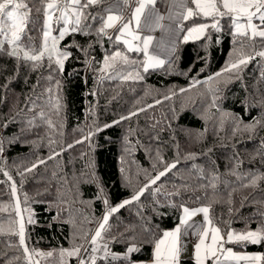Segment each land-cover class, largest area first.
Masks as SVG:
<instances>
[{"label":"trees","instance_id":"1","mask_svg":"<svg viewBox=\"0 0 264 264\" xmlns=\"http://www.w3.org/2000/svg\"><path fill=\"white\" fill-rule=\"evenodd\" d=\"M168 4L169 0H156L155 7L165 12ZM202 22L212 23L195 21ZM98 26L93 23V28ZM192 26V18L183 22L174 55L148 72L143 71L142 52H130L106 37L97 43L94 32L60 42L72 53L63 72L54 64L49 68L47 61L33 69L0 54V204L11 206L19 197L21 207L31 210L36 222L26 226L30 249L47 252L69 249L74 243L86 248L89 243L81 237L91 239L110 207L131 199L172 163L176 167L139 201L109 217L100 243H107L110 252L126 253L135 244L140 251L130 260L151 261L153 246L143 229L157 234L173 229L182 215L181 205H211L210 218L222 233L229 228L243 233L264 224V179H258L264 177V57L256 55L264 51V43L260 38L234 40L228 18L220 20L221 31L209 27L200 38L185 42L184 34ZM28 29L40 46L41 34L31 23ZM53 32L57 34L55 26ZM117 50L135 63L116 62L102 70L104 57ZM247 56L252 59L239 69L225 71ZM129 72L143 78L123 79ZM246 125H255V131L246 130ZM0 218L7 219V214ZM228 245L264 255V243ZM0 253V264H26L16 236L0 235ZM36 258L40 264H54L56 259ZM96 258V264H130ZM68 264H77V259L68 258ZM181 264L193 261L188 257Z\"/></svg>","mask_w":264,"mask_h":264},{"label":"snow or ice","instance_id":"2","mask_svg":"<svg viewBox=\"0 0 264 264\" xmlns=\"http://www.w3.org/2000/svg\"><path fill=\"white\" fill-rule=\"evenodd\" d=\"M131 2L136 6L128 16H125L124 11L130 5V0H111V2L110 0H0V54L11 57L18 63H27L33 69L44 66L45 61H47L49 68L54 64L58 72H63L65 61L72 56V53L62 50L59 47L60 42L70 35L80 34L87 37L94 32L97 43H99L100 38L106 37L114 44L126 45L130 52H143L145 55L144 72H148L150 68L162 67L164 61L149 54V48L155 38L152 35L141 36L138 30L155 31L160 28L164 32L170 31L168 26L161 23L165 20V16L159 14L155 9L156 0H131ZM189 2L193 5L192 7L188 6ZM171 4L173 9L179 7L182 11L179 13L170 11L167 19L172 20L173 15H176L180 20L190 18L194 20V26L187 29V35L184 37L185 42L190 38H200L209 27L217 32L221 31L220 20L228 18L235 29L231 33L234 40L243 38L240 39V42L243 43L244 40L251 41L260 38L261 42L264 43V0H171ZM92 9L96 11H91ZM146 9L147 13H145ZM33 11L36 13L35 18H33ZM41 16L43 17L42 20L40 19ZM201 19L211 20L212 23L210 25L207 22L195 23ZM94 22L98 23L99 26L93 28ZM30 23L33 25V29L41 34V44L38 47L34 43L35 37L30 35L28 29ZM37 24H39V28L36 27ZM54 26L57 31L56 35H53ZM110 30H114L115 34H110ZM135 41L140 43H134ZM156 46L163 47L164 41H158ZM75 47L79 48L80 46L75 45ZM256 55L264 57V51H259ZM251 59V56L241 58L227 67L225 71L239 69L241 65L246 64ZM116 62L125 65L135 63L130 61L126 54L117 50L104 57L102 70L113 67ZM2 71L3 68H0V72ZM142 78L139 72L135 76L130 72L123 76V79ZM48 79H52L51 75ZM55 83L59 89L60 82L56 81ZM47 91L51 93L52 89L49 88ZM59 99L58 97L55 105L57 111L62 107ZM216 99V97L212 98V106L216 105ZM40 115L43 117L44 113L41 112ZM48 123L51 124V120ZM109 126L106 125V127ZM245 128L248 131H255V125H246ZM82 142L77 141V143ZM2 151L3 146L2 141H0V152ZM161 162H163L162 159ZM35 166L33 165V167ZM175 167L176 163L167 165L164 171H160L150 180L149 184L140 189L131 199H126L118 206L108 209L91 239L88 240L87 236L81 237L92 246L91 253H97L103 249L105 259L111 256L112 260H128L130 264H137V262L131 261L130 257L131 254L140 251L138 246L135 244L128 246L125 255L121 257L116 253L109 252L107 243H100L104 239L102 234L107 230L106 226L112 213L134 201H139L151 185L156 184L161 177ZM31 170L28 169V171ZM0 171L3 170L0 169ZM3 174L7 176L9 181H12V177L7 172ZM258 179H264V177ZM256 182V179H253L252 185H256ZM10 187L12 193L15 194L17 189L14 181ZM185 187L187 188V186ZM211 187L215 188V183H212ZM99 191L102 193L103 189L101 188ZM156 191H159V188ZM179 194L177 192L174 195L178 196ZM27 199L25 195V204H27ZM103 203L107 205L108 200L103 199ZM9 207L12 208L11 212H9ZM180 207L182 216L173 229L160 231L159 234L148 228L143 229L145 240L153 246L150 264H181V258L188 251L187 243L182 238L188 235L189 229L194 230L197 238L192 255L189 257L193 264H208L209 261L212 264H229V262L232 264H242V262L244 264H258V262L264 261V255L241 254L234 252L232 248L225 247L226 244L244 246L247 243H264V224L256 230L243 233H236L230 228L226 233H222L221 228L214 225L210 218L211 205L194 209L183 205ZM0 214H7V219L0 218V235L17 237L18 246L23 251L26 264H40V260L34 259V257L45 259L56 257L54 264H68V258L72 257L77 259V264H96L95 255H89L87 258L81 257L82 248L85 252H89L84 244L74 243L73 247L69 249L60 248L47 252L35 248L30 249L27 243L26 226L32 225L36 221L28 207H21L19 197H16L11 206L0 204ZM198 214H203L204 223L200 225L190 223L192 218ZM261 215L264 216V213ZM5 224L8 225L7 228H5ZM9 246L14 247L16 245L10 244ZM0 255L4 254L0 253Z\"/></svg>","mask_w":264,"mask_h":264},{"label":"crops","instance_id":"3","mask_svg":"<svg viewBox=\"0 0 264 264\" xmlns=\"http://www.w3.org/2000/svg\"><path fill=\"white\" fill-rule=\"evenodd\" d=\"M154 7H155V5H154ZM155 9L159 12V14L165 16V20H163L161 23L164 24L165 26H168L170 28V31L164 32L162 29L157 28L155 31H148L147 29H144V30H138V32H139V35H141V36L152 35L155 38L153 40V42H152V46L149 48V54L157 56L159 59L163 60L164 64H165L174 55L176 47H177L181 37L183 36L184 29L182 28V24H183V22L185 20L178 19L176 17V15H173V19L172 20L167 19L170 11L173 12V13H179L180 11H182L179 7L173 9L172 4H171V0H169V4H168L167 9H166L165 12H161L156 7H155ZM145 13H147V9L145 10ZM124 15L128 16V15L125 14V11H124ZM142 23H143V17H142ZM256 23H259V22L256 21ZM181 29H183V30H181ZM110 31H111L112 34H115L114 30H110ZM186 35H187V31L184 34V37ZM193 39H196V38H190L189 40H193ZM160 40L164 41V46L163 47H157L156 46L157 42L160 41ZM134 43H140V42L139 41H135ZM124 46L127 48L126 45H124ZM150 69H152V68H150ZM190 223H195L197 225L203 224L204 223L203 214H198L195 217H193L192 220L190 221ZM182 239L187 243L188 251L181 258V260L184 259V258L191 257L193 246L197 242V238H196V236L194 234V230L193 229H189L188 230V235L186 237H183ZM101 244H103V243H101ZM91 247L92 246L90 244H88V246L86 248L89 249V252H85V255L83 256V258H87L88 254L90 253ZM225 247L226 248H232L228 244H226ZM108 251H109V248H108ZM233 251L237 252V253L243 252V251H238V250H235V249H233ZM111 253H113V252H111ZM249 253H257V252H249ZM116 254L120 255L121 257L125 255V253H122V254L121 253H116ZM94 255L96 257L104 258L103 249H101V251H99L97 253H94ZM109 257H111V256H109ZM150 262L151 261H148V262H137V264H150ZM208 264H212V262L209 261ZM229 264H232V262H229ZM242 264H244V262H242Z\"/></svg>","mask_w":264,"mask_h":264},{"label":"rangeland","instance_id":"4","mask_svg":"<svg viewBox=\"0 0 264 264\" xmlns=\"http://www.w3.org/2000/svg\"><path fill=\"white\" fill-rule=\"evenodd\" d=\"M53 35H56L54 32H53ZM59 47L61 48L60 44H59ZM62 49V48H61ZM63 50V49H62ZM190 209H193V208H190ZM40 251V250H39ZM241 254H249V255H259L260 253H249V252H241ZM261 255V254H260ZM34 259H37L36 257H34ZM258 264H261V262H258Z\"/></svg>","mask_w":264,"mask_h":264},{"label":"water","instance_id":"5","mask_svg":"<svg viewBox=\"0 0 264 264\" xmlns=\"http://www.w3.org/2000/svg\"><path fill=\"white\" fill-rule=\"evenodd\" d=\"M230 225H232V223Z\"/></svg>","mask_w":264,"mask_h":264}]
</instances>
